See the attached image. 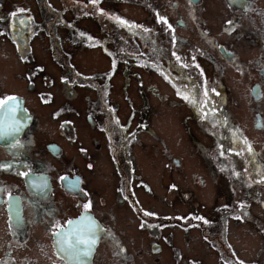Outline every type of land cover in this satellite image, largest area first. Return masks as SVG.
Returning <instances> with one entry per match:
<instances>
[{
    "label": "flooded vegetation",
    "instance_id": "obj_1",
    "mask_svg": "<svg viewBox=\"0 0 264 264\" xmlns=\"http://www.w3.org/2000/svg\"><path fill=\"white\" fill-rule=\"evenodd\" d=\"M38 1L41 9L38 10L35 2L33 4L36 13L34 26L38 23L36 27L39 28L30 32L34 38L46 37L48 25L55 21L58 26L63 18H67L69 23H73L69 18L94 19L98 15L107 19L105 23H120L122 19L130 21L126 19V12H118L130 0ZM137 1L140 5L141 1L147 2ZM152 2L153 12L150 9L147 11L153 26V46L166 53L171 40L168 37L172 35L177 44H182L181 47L177 45V51L182 48L185 53L183 70L190 85L186 92L185 126L189 128L192 121L198 128H204L207 123L220 126L227 134L226 142L230 149L215 154L213 158L204 156L203 161L205 170L211 171L209 176L215 186L222 183L226 188V194L214 209L215 218L208 217L202 209L207 206L200 203L194 207L202 209L201 213L199 210L190 211L191 193L184 190L181 192L184 206L188 207L186 213L164 215L157 211V207L146 204V194L153 195L156 191L151 182L143 177L134 147L140 140L139 132L144 129L147 134L148 131L152 134L153 129L142 127L139 123L135 122L138 128L132 127L135 130L132 132L129 130L131 126L127 125L133 124V121L125 124L120 120L118 127L114 123L111 128L108 123L87 118V124L101 137L100 140L94 138L93 150L99 152L104 149L113 171L109 175L112 183L110 193H106L105 186H89V179L87 181L76 168L74 158L69 165H65L70 159L67 160L69 154L64 143L75 145L78 142L80 133H76L77 124L56 122L60 141L40 149L44 156L35 155L32 149L37 145L42 116L36 111V105L31 103L30 91L43 80L67 82L63 78L67 75L58 74L59 79L55 80L52 75L32 73L29 55L34 48L30 41L24 43L28 34L25 29L29 27L19 24L27 16L23 8L11 13L2 11L0 6V39H4L3 47L11 50L8 58L23 64L25 81V92L0 90V264H148L145 258H155L153 262L159 264L157 259L160 260L164 253V242L168 245L173 243L171 234L175 229L186 233L187 242L197 233L219 264L223 262V255L232 260L237 258L235 246L229 247L224 241L233 234L232 226L240 224L238 207L242 205L241 211L244 208L248 211L264 210V0ZM94 6L98 8L96 15ZM17 14L22 15L14 16ZM172 18L175 20L172 21ZM216 20L220 22L219 26L213 25ZM130 22L132 32L141 36L138 23ZM127 24L121 26L128 27ZM78 28L75 26L73 30ZM176 29L182 30V34L176 33ZM20 32L26 34L19 36ZM55 40H59L58 36ZM139 41L141 39L136 42L141 44ZM73 44L77 46L79 43ZM25 48L30 50L28 56L23 54ZM134 48L137 49V46L134 45ZM47 49L53 61L57 56L67 57L66 53H70L68 50L64 52L59 41L56 46ZM11 72L2 74L8 77ZM34 76L40 80L32 79ZM12 77L16 79L14 75ZM194 77L197 78L193 80ZM1 79L3 77L0 76V82H3ZM76 79L77 75L73 74L72 96L78 88ZM196 80L199 81L197 92L192 86ZM108 81L109 78L104 75L102 87L109 90ZM68 86L66 83L63 87ZM240 88L246 94L250 137L233 120V106L240 101L235 92L239 93ZM125 93L127 95V91ZM196 93L198 102L195 104L196 97L193 96ZM124 100L130 110L131 102L127 98ZM135 112L134 109L132 115ZM137 119L139 121L138 115ZM228 142L234 146L231 147ZM236 143L240 144L239 147ZM86 155L89 158L87 166H84L87 172L94 171L95 165L102 168L101 164L95 163L91 153ZM214 158L215 161H212ZM174 164L178 168L182 166L180 160L169 157L164 165L169 170L167 173L173 172ZM215 164L220 169H215ZM175 188L170 189V196L164 200L167 204L173 203L177 193ZM238 190L246 193V197L239 199L240 203L236 198ZM253 221L254 216L251 217ZM141 236L147 237L144 244ZM159 236H162L161 242ZM175 252L173 264H180L185 257L181 251L175 249ZM261 254L262 251L258 253L259 256ZM220 260L222 262H218ZM184 264L188 262L184 261Z\"/></svg>",
    "mask_w": 264,
    "mask_h": 264
},
{
    "label": "rangeland",
    "instance_id": "obj_2",
    "mask_svg": "<svg viewBox=\"0 0 264 264\" xmlns=\"http://www.w3.org/2000/svg\"><path fill=\"white\" fill-rule=\"evenodd\" d=\"M3 1L0 3V6L3 7L2 11L13 13L23 8V12L27 16V19L23 22L21 20L19 24L29 27L25 29L28 34L24 43L30 41L34 48L32 54L29 55L31 59L29 64L33 67L32 73L35 72V75H52L55 80L59 79L58 74H62V76L67 75L63 78L68 80L67 82L43 80L30 91L31 103L36 105V111L42 116L37 145L33 147L32 152L37 156H44L40 149L52 144L51 142L60 141L61 137H58L56 122H71L73 126L77 124L76 133H80L78 142L75 145L64 143L65 151L69 154L67 160L70 159L68 162L66 160L65 165H69L74 158L76 168L85 175L87 181L89 179V186H105L106 193H110L112 183L109 175L113 171L105 156L104 149L99 152L93 150L94 138L97 137L100 140L101 137L96 130H92L87 124V118L92 117L94 122L108 123L111 128L114 127V123L118 127V123H121L120 120L125 124L133 121V124L127 125L131 126L129 130L132 132H135L132 127H136V123H139L142 127L153 129L152 134L149 131L147 134L144 129L143 132H139L140 140L134 147V154H136L138 163L142 168V175L151 182L156 191L153 195L146 194V204L157 207V211L164 215L186 213L188 207L184 206L181 192L184 190L191 193L190 211L199 210L201 213V210L205 209L203 212L208 217L215 218L213 217L216 214L214 209L226 194V188L222 183L215 186L209 176L211 171L205 170L203 161L204 156L213 158L215 154L230 149L227 147V134L220 126H210L207 123L204 128L200 125L204 129V135L201 133V127L198 128L192 121H190L189 128L185 126V103L188 100L186 92L190 88L187 81L189 79L187 76L185 77L183 70L185 53L183 54L182 48L177 51V45L181 47L182 44H177L172 35L168 38L174 43L171 40L168 43L166 51L169 54L167 58V52L165 53L160 47L153 46V26L150 23L151 17L147 10L150 9L153 12L152 1L154 0L141 1L143 6L137 0H130L118 10V12H126V19L138 23L141 36L132 32L133 28L130 26L132 24L130 21L122 19L123 22L120 21V23H109V21L105 23L107 19L98 15L96 18L94 16V19L69 18L73 23H69L67 18H63L58 26L53 21L48 25L46 37L37 38L30 36V32L39 29L36 27L38 23L34 26L36 13L33 4L34 2L38 4L39 10V8L41 9L40 2L38 0ZM135 1L136 4H134ZM49 5H51L50 2ZM140 6L141 8H138ZM94 9L96 15L97 6H94ZM153 16L156 17V14L154 13ZM46 19H48V15H46ZM175 19L178 20V17ZM175 19L172 18L171 20ZM111 21H115V18H111ZM123 23H128L126 25L128 27L121 26ZM213 25L219 26L220 22L216 20ZM75 26L79 28L73 30ZM175 31L182 34L180 29ZM26 33L20 32L19 36ZM56 36L59 38L57 42L59 41L60 44L62 42L64 52L66 53L68 50L70 53H66L67 57L57 56L53 61L47 47L51 49L52 46H56ZM87 39L90 42H83ZM140 39L142 42L139 41L141 44H138L136 41ZM3 41L4 39H0V76L3 77L1 79L3 82H0V90H22L25 92L23 64L19 65L8 58V53H11V50L3 47ZM73 42L79 44L76 46ZM15 45L17 44L15 43ZM134 45L137 46V49L134 48ZM172 48L175 50L173 51ZM64 52L62 51L61 54ZM29 53L28 48L23 49V54L28 56ZM12 57L14 58V56ZM43 64L46 66L44 67ZM5 71H12V75L4 76L2 73ZM73 74L77 75L78 83L75 96L71 94ZM13 75L16 79H13ZM104 75L109 78V90L102 87ZM196 78L194 77L193 80ZM32 79L40 80L38 76H34ZM10 80L12 83H9ZM20 83L22 85H19ZM66 83L69 84L67 88L63 87ZM198 84V80L192 83L196 92L198 91ZM230 86L233 87V85ZM125 91H127V95ZM238 92L240 95L237 91L235 95L240 98V101L233 106V120H236L242 127L244 134L248 133L250 137L251 123L246 105V94L241 88L238 89ZM194 97H196V104L198 94L196 93ZM125 98L131 102L130 110L127 108ZM134 109L136 112L132 115ZM202 113L204 112H200V114ZM228 143L231 147L234 146L233 143ZM239 145L236 143V147ZM86 153H91L96 160L95 163L101 164L102 168L95 165L94 171L87 172L84 168L89 162ZM172 156L173 159L180 160L182 166L178 168L174 164L173 172L167 173L169 170L165 169L164 165ZM212 161H215V158ZM106 165L108 169H106ZM215 165V169H220L217 164ZM172 184L177 187L175 188L177 193L174 195L173 203L167 204L164 200L170 196L169 191L174 187ZM237 197V201L240 203L239 199L246 197V193H240L238 190ZM196 203L207 206V208H196L194 207ZM239 203L238 206H240ZM241 210L242 205L238 207L240 224L232 226L231 232L233 234L226 240L223 237L227 246H235L237 258L232 260L223 255V262L221 260L218 262H222L221 264H250L260 258V262L255 264H264V233L260 231V226L264 225V211L258 208L251 209V211L246 208L244 211ZM252 216H254L253 222H251ZM171 236L173 243L168 245L164 242L162 247L164 253L160 260L157 259L160 261L159 264H173L177 254L175 249L181 251V255L185 257L181 259L180 264H184V261H187L188 264H219L197 233H194L190 242H187L186 233L179 229H175ZM159 239L161 242L162 236H159ZM146 241L147 237H142V244ZM223 251L225 252V249ZM260 251H262L261 256L258 255ZM154 259L145 258V261L149 262L148 264H156L153 262ZM143 264L145 263L143 262Z\"/></svg>",
    "mask_w": 264,
    "mask_h": 264
},
{
    "label": "trees",
    "instance_id": "obj_3",
    "mask_svg": "<svg viewBox=\"0 0 264 264\" xmlns=\"http://www.w3.org/2000/svg\"><path fill=\"white\" fill-rule=\"evenodd\" d=\"M256 203H257V202H256ZM257 206H259V205L257 204ZM263 211H264V210H263ZM262 226H263V227H262ZM262 226H260V231L264 233V225H262Z\"/></svg>",
    "mask_w": 264,
    "mask_h": 264
}]
</instances>
